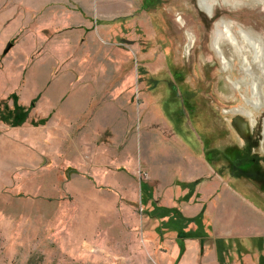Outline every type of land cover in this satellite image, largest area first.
I'll return each instance as SVG.
<instances>
[{
    "label": "rangeland",
    "instance_id": "374dc122",
    "mask_svg": "<svg viewBox=\"0 0 264 264\" xmlns=\"http://www.w3.org/2000/svg\"><path fill=\"white\" fill-rule=\"evenodd\" d=\"M236 116L264 0H0V264H264V162L211 166Z\"/></svg>",
    "mask_w": 264,
    "mask_h": 264
},
{
    "label": "flooded vegetation",
    "instance_id": "af4514ba",
    "mask_svg": "<svg viewBox=\"0 0 264 264\" xmlns=\"http://www.w3.org/2000/svg\"><path fill=\"white\" fill-rule=\"evenodd\" d=\"M208 12L210 11V7L209 10H207ZM230 25V24H229ZM232 29V26H231ZM217 48V47H216ZM219 50V48H217ZM258 59H256L255 56V64L257 63V65H260L262 62L258 61ZM225 61V60H224ZM261 72H263V70L260 68ZM256 85V84H255ZM253 85V89H256V86ZM255 93L253 92L252 95H254ZM259 97V96H258ZM234 122L237 126V130L239 131V135L241 137V140L243 142V145H245V148L242 152H238L234 159H232L231 157L229 158L228 153H223V154H219L214 158V163L211 165L212 169L216 172V174H220L223 173L224 171H228L227 174H231L233 172V170L235 169V167L239 168L240 166H243L245 164L249 162H255V161H262L264 162V126H262V128L260 129L259 127L257 129H259V131L257 132V130L255 129L257 127V125H259L258 121H257V125L254 126L253 129V125H250L249 120H245L242 117L236 116L234 119ZM263 125H264V116H263ZM255 147H259L260 148V154H254V153H250L249 154V150L254 149ZM221 168H218L220 167ZM223 169V170H221ZM226 173V172H225ZM262 181L264 183V166L262 169Z\"/></svg>",
    "mask_w": 264,
    "mask_h": 264
},
{
    "label": "bare ground",
    "instance_id": "6f19581e",
    "mask_svg": "<svg viewBox=\"0 0 264 264\" xmlns=\"http://www.w3.org/2000/svg\"><path fill=\"white\" fill-rule=\"evenodd\" d=\"M209 7H210V5L207 6V10H209ZM220 24H221V26H223V29H220V27H218L219 29H217L216 37H215V40H214L215 41V46L217 48L220 47L219 43H220V38L221 37H224L226 40H229V42L231 43V45H233V46L234 45H237V40H236V38L232 34V29H231V26L229 25V23L221 22ZM239 34H241V36H244L243 31H240L239 30ZM253 92L255 93V88L253 89Z\"/></svg>",
    "mask_w": 264,
    "mask_h": 264
},
{
    "label": "crops",
    "instance_id": "0c3cea01",
    "mask_svg": "<svg viewBox=\"0 0 264 264\" xmlns=\"http://www.w3.org/2000/svg\"><path fill=\"white\" fill-rule=\"evenodd\" d=\"M222 187V189L221 190H223V191H226V194H227V196H229L230 195V192H235L236 190L234 189V188H231L229 185H228V183L227 182H225V184H223V185H221ZM214 190L215 191H217L219 188H218V184H215V186H214ZM199 189H200V187H199ZM199 189H197L199 192H200V190ZM221 190H219L220 192H221ZM236 193L238 194V195H240V193L239 192H237L236 191ZM240 196H244V195H240ZM243 198V197H242ZM227 204H229V203H227L226 202V206H227Z\"/></svg>",
    "mask_w": 264,
    "mask_h": 264
},
{
    "label": "water",
    "instance_id": "95a60500",
    "mask_svg": "<svg viewBox=\"0 0 264 264\" xmlns=\"http://www.w3.org/2000/svg\"><path fill=\"white\" fill-rule=\"evenodd\" d=\"M10 45V43L8 42L5 47H4V50Z\"/></svg>",
    "mask_w": 264,
    "mask_h": 264
}]
</instances>
